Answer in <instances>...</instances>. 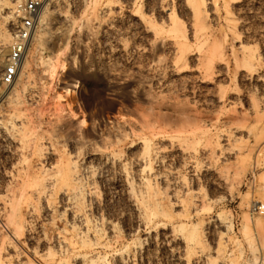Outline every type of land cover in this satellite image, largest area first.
I'll return each instance as SVG.
<instances>
[{"label": "rangeland", "instance_id": "rangeland-1", "mask_svg": "<svg viewBox=\"0 0 264 264\" xmlns=\"http://www.w3.org/2000/svg\"><path fill=\"white\" fill-rule=\"evenodd\" d=\"M38 17L0 84V264H264V0Z\"/></svg>", "mask_w": 264, "mask_h": 264}, {"label": "built area", "instance_id": "built-area-1", "mask_svg": "<svg viewBox=\"0 0 264 264\" xmlns=\"http://www.w3.org/2000/svg\"><path fill=\"white\" fill-rule=\"evenodd\" d=\"M42 0H24L14 8L11 42L6 52L0 51V84H12L22 65L28 41L35 29ZM264 206H258L263 210Z\"/></svg>", "mask_w": 264, "mask_h": 264}, {"label": "bare ground", "instance_id": "bare-ground-1", "mask_svg": "<svg viewBox=\"0 0 264 264\" xmlns=\"http://www.w3.org/2000/svg\"><path fill=\"white\" fill-rule=\"evenodd\" d=\"M0 5H1V3H0ZM192 7V6H191ZM193 10H194V8H193ZM202 11V10H201ZM46 12V11H45ZM44 13V12H43ZM43 18L41 19V21L42 20H44V15L42 16ZM39 18V17H38ZM2 35H3V33H2ZM7 37H8V33L6 34V35H3V37H2V42H4V41H8L7 40ZM1 40V39H0ZM4 40V41H3ZM51 56H49L48 57V64H47V72H48V75L49 76H51L52 77V75L56 72V69L58 68V69H60V70H65L67 67H66V64H67V62H66V60L64 59V57L62 58L60 55H57V56H55V61H50L51 60ZM24 63V62H23ZM19 73V72H18ZM18 75V74H17ZM77 83V82H76ZM75 87L77 86V84H75L74 85ZM73 86V87H74ZM71 91L72 90H69L68 88L67 89H65V94L63 95V96H69V98H73V96L71 95ZM59 96V95H58ZM59 98H61V95L59 96ZM65 98V97H64ZM63 99H61V101H62ZM65 101L66 100H68V99H64ZM69 111V110H68Z\"/></svg>", "mask_w": 264, "mask_h": 264}]
</instances>
